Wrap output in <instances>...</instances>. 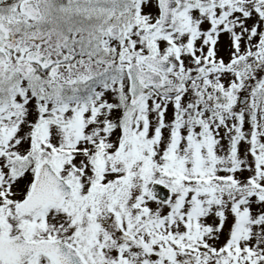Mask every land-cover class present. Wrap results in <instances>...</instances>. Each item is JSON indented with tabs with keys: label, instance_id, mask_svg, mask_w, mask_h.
Returning a JSON list of instances; mask_svg holds the SVG:
<instances>
[{
	"label": "snow or ice",
	"instance_id": "1",
	"mask_svg": "<svg viewBox=\"0 0 264 264\" xmlns=\"http://www.w3.org/2000/svg\"><path fill=\"white\" fill-rule=\"evenodd\" d=\"M0 264H264V0H0Z\"/></svg>",
	"mask_w": 264,
	"mask_h": 264
}]
</instances>
